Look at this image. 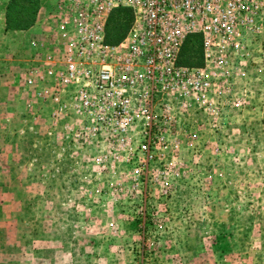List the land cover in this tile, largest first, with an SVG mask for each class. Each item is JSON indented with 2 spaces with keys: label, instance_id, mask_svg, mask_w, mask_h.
Listing matches in <instances>:
<instances>
[{
  "label": "rangeland",
  "instance_id": "obj_1",
  "mask_svg": "<svg viewBox=\"0 0 264 264\" xmlns=\"http://www.w3.org/2000/svg\"><path fill=\"white\" fill-rule=\"evenodd\" d=\"M8 1L0 264H264V0H219L220 29L181 48L186 83L108 123L56 78L69 0H40L22 31L5 30Z\"/></svg>",
  "mask_w": 264,
  "mask_h": 264
},
{
  "label": "built area",
  "instance_id": "obj_2",
  "mask_svg": "<svg viewBox=\"0 0 264 264\" xmlns=\"http://www.w3.org/2000/svg\"><path fill=\"white\" fill-rule=\"evenodd\" d=\"M70 1L55 8L63 38L56 78L70 88L67 98L79 115L105 123L133 120L149 112L158 94L185 84L189 67L179 63L185 39L206 38L209 25L220 29L219 0ZM119 7L131 9L132 20L123 39L110 44L106 24ZM37 81L43 84L45 75Z\"/></svg>",
  "mask_w": 264,
  "mask_h": 264
},
{
  "label": "trees",
  "instance_id": "obj_3",
  "mask_svg": "<svg viewBox=\"0 0 264 264\" xmlns=\"http://www.w3.org/2000/svg\"><path fill=\"white\" fill-rule=\"evenodd\" d=\"M40 0H9L5 13V30L22 31L33 25L36 13L40 7ZM132 20V13L127 8L114 10L107 22L106 40L110 44L120 42L125 36ZM198 38L197 35H190L186 40ZM187 51L184 47L181 55ZM180 55V56H181ZM183 60V59H182ZM184 61V60H183ZM180 64H188V61Z\"/></svg>",
  "mask_w": 264,
  "mask_h": 264
}]
</instances>
